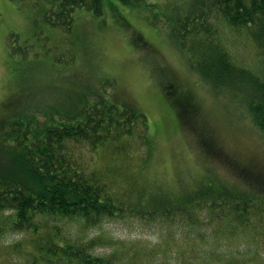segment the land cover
<instances>
[{"label":"trees","instance_id":"obj_1","mask_svg":"<svg viewBox=\"0 0 264 264\" xmlns=\"http://www.w3.org/2000/svg\"><path fill=\"white\" fill-rule=\"evenodd\" d=\"M47 1L53 10L45 20L68 32L76 10L103 14V0ZM225 25L246 32L264 60V0L201 1L174 33L191 69L242 105L264 134V76L234 60L222 40ZM150 143L146 116L103 99L94 106L38 110L0 124V244L6 235H21L6 250L15 257L3 254L0 264H264L259 254L264 249L263 165L258 170L229 154L237 184L183 185L175 194L132 180L121 191L110 180L112 172L89 164L100 150L111 151L118 164L137 148L146 149L147 161ZM211 144L218 146L214 135ZM127 219L162 228L167 239L157 246L164 250L159 259L139 241L101 235L81 240L71 234L75 224L89 233ZM107 245L114 247L111 252H97ZM241 245L255 256L242 259L244 250L225 253Z\"/></svg>","mask_w":264,"mask_h":264},{"label":"rangeland","instance_id":"obj_2","mask_svg":"<svg viewBox=\"0 0 264 264\" xmlns=\"http://www.w3.org/2000/svg\"><path fill=\"white\" fill-rule=\"evenodd\" d=\"M201 1L103 0L101 15L76 10L68 32L45 20L53 10L47 0H0V124L38 110L53 113L94 106L102 99L143 114L152 147L147 161L146 149L137 148L118 164L111 159L117 156L102 150L93 153L94 163H89L112 172L110 180L121 191L129 180L148 190L159 186L175 194L183 185L193 189L206 182L237 184L229 154L261 170L264 134L242 105L191 69L174 33ZM222 40L234 60L264 76V60L246 32L225 25ZM72 227L71 234L81 240L101 235L107 240L139 241L157 259L164 254L157 246L167 238L155 224L115 220L89 233L78 224ZM19 240L20 234L6 235L0 258ZM242 245L225 253L244 250ZM113 248L107 245L97 252L106 254ZM243 252L242 259L255 256L252 249ZM259 254L264 260V249ZM8 256L13 259L15 254Z\"/></svg>","mask_w":264,"mask_h":264}]
</instances>
